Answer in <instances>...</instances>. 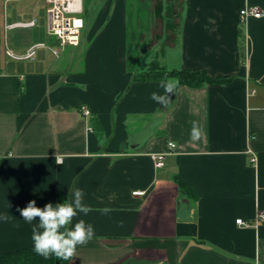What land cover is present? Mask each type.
I'll return each instance as SVG.
<instances>
[{
    "label": "crops",
    "instance_id": "obj_1",
    "mask_svg": "<svg viewBox=\"0 0 264 264\" xmlns=\"http://www.w3.org/2000/svg\"><path fill=\"white\" fill-rule=\"evenodd\" d=\"M127 2L91 0L80 46L31 60L7 50L53 42L37 18L46 0H0V215L10 216L0 253L33 245L17 208L80 188L86 206L112 211L78 213L73 225L84 219L96 235L69 264H264V223L236 222L264 209V17L240 24V11L264 0H180L171 44L129 21ZM154 61L228 81L180 85L165 107L150 99L164 94L161 81L134 79ZM193 121L205 132L197 142Z\"/></svg>",
    "mask_w": 264,
    "mask_h": 264
},
{
    "label": "clouds",
    "instance_id": "obj_2",
    "mask_svg": "<svg viewBox=\"0 0 264 264\" xmlns=\"http://www.w3.org/2000/svg\"><path fill=\"white\" fill-rule=\"evenodd\" d=\"M160 88L164 94L152 92L150 99L165 107L171 102L170 94H175L180 86V81L175 78H165L160 82ZM205 132L198 121L192 122L190 137L193 142L199 141ZM63 161L56 157V164L60 165ZM84 191L75 188L69 192L68 198L61 203L53 205L47 203L44 207H37L36 201L28 202L26 207L17 211L23 217V220L31 224V240L33 242V251L44 259L55 257L57 260L71 261L76 255L78 246H83L95 238V231L91 224H87L84 219H79L73 225L74 218L78 213L85 216L92 211H99L107 215L112 211L109 207L93 209L83 203ZM38 223L33 224V221ZM9 214L6 212L0 215V220L8 222ZM124 227V222L118 224ZM19 227V225H17Z\"/></svg>",
    "mask_w": 264,
    "mask_h": 264
},
{
    "label": "built area",
    "instance_id": "obj_3",
    "mask_svg": "<svg viewBox=\"0 0 264 264\" xmlns=\"http://www.w3.org/2000/svg\"><path fill=\"white\" fill-rule=\"evenodd\" d=\"M47 18H48V35L53 40L52 43L37 44L29 48L27 53L23 56H17L11 50H7V55L15 59H31L34 60L37 51L40 48L48 49L55 57L60 54L67 47H79L81 44L82 32L85 27L84 23V3L83 0H46ZM263 18L264 10L259 6H246L240 11V24L243 25L249 18ZM35 21L28 23L17 24L19 27H33ZM10 28L14 26H9ZM86 116L90 115V111L85 109ZM177 146L169 142V153L174 152ZM168 153L153 154L152 158L157 169L165 166V160ZM251 163H257V157L252 154ZM134 196L144 195V192H135ZM237 224L243 227H256L259 223H264V209L259 210L252 222L238 219Z\"/></svg>",
    "mask_w": 264,
    "mask_h": 264
},
{
    "label": "trees",
    "instance_id": "obj_4",
    "mask_svg": "<svg viewBox=\"0 0 264 264\" xmlns=\"http://www.w3.org/2000/svg\"><path fill=\"white\" fill-rule=\"evenodd\" d=\"M175 78L180 81V85L188 86L191 88H200L205 84H222L228 80L223 78H212L205 71H169L162 67L159 62L154 61L151 65V69L135 73L134 79L136 81H161L165 78ZM179 185L197 199L195 192L187 185L179 181ZM65 200L64 196H59L57 203H61ZM70 261L57 260L55 257L44 259L42 256L37 255L33 251V245L25 247L12 252L0 253V264H69Z\"/></svg>",
    "mask_w": 264,
    "mask_h": 264
},
{
    "label": "rangeland",
    "instance_id": "obj_5",
    "mask_svg": "<svg viewBox=\"0 0 264 264\" xmlns=\"http://www.w3.org/2000/svg\"><path fill=\"white\" fill-rule=\"evenodd\" d=\"M143 2L147 6H145L146 8H143ZM83 3L85 8L84 12L88 11L91 7V0H83ZM127 8L128 20H132V22L137 23V25L138 23H140L141 28L144 29V32L148 34L150 33L149 35H153V37H155V34L157 35V37H161L163 39V44H171L175 41V35L173 33L174 25H168L167 20H177L178 17L174 16V12H177L179 10L180 0H128ZM161 10L162 12H160ZM37 18L41 21V24L43 25L44 30L46 31V29H48L47 14L42 10L39 12ZM138 31L136 33V41L137 36L139 34ZM159 33L161 34L159 35ZM167 36L168 40H166ZM135 54L138 55V51ZM136 58L137 59L134 61L133 64L138 65V57Z\"/></svg>",
    "mask_w": 264,
    "mask_h": 264
}]
</instances>
